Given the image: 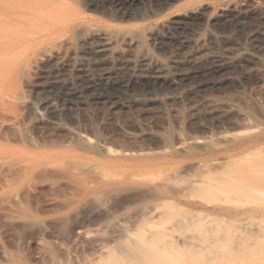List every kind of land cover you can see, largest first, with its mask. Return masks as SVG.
<instances>
[{
    "label": "rangeland",
    "instance_id": "obj_1",
    "mask_svg": "<svg viewBox=\"0 0 264 264\" xmlns=\"http://www.w3.org/2000/svg\"><path fill=\"white\" fill-rule=\"evenodd\" d=\"M73 2L70 3L71 6L81 14V17L83 16L82 18L85 25L102 26L112 30L114 29L117 33L118 31L120 33L123 32L125 39L128 38V33L132 32V30H139L138 32L141 34V40H139L141 42L139 47H137L139 48V52L137 51V48L133 50L136 51V54L138 53L136 57L137 59H135V53L130 51L131 54L129 53L127 58L133 60V63H131L129 59L125 61L127 59L126 58L124 60L125 57L123 59L120 57L115 58L114 54V57L107 52L106 54L108 55H106L104 54V51H102V54L101 51H99L100 54L97 53L98 51H93L94 53L92 51L89 52L90 50L88 51L84 46L82 47L81 40V43L77 41L79 38H87L86 35L83 37H77L78 39L76 38L77 35H70V38L74 39V42L71 41L74 46L70 45L69 48L71 51H69V49V52L67 51L69 56V58L68 56L67 58L69 60L71 59L69 61L71 63L70 68L69 64H67V66L66 64L55 65L54 63L53 65L48 63L46 65H38V67L37 65L34 67L32 65L31 70L33 67L37 71L35 70V73L32 70L33 72L30 73L31 79L29 77L30 80L24 78V80H29V82H23L21 76L20 78L16 77L18 80L21 79V82L16 80L18 85H21V88L19 86V89L4 88L0 90V100H2L0 101V106L6 102L7 105L6 103L3 105H6V107L10 109L9 107L13 105L11 110L2 106V108L6 109V111L0 112V123L5 121L3 123L6 124V126L3 127L4 129L0 128V136H4L3 138L0 137V140L3 141L4 139L5 141L6 138L8 144L4 141L0 142L4 145L2 146L4 149L9 148L2 152H8L10 154L14 153L12 155L18 154L20 157L25 158L32 155H38L40 152L57 153L61 155V159H63L66 164H70L67 170V167L65 170L63 168L61 171H57L58 173L55 172V175L51 174L53 172L51 171L48 173L46 172V175L45 173L38 175L39 178L36 176L37 179L35 178V180L31 182L32 184L30 183V188L22 193L23 197L20 196V203H18L19 201L17 202L18 204L14 202L12 210L15 213H19L25 221L22 220V223L13 229L14 231L12 232L14 234H10L11 236L8 235L5 237L0 233V243L4 246L7 255L11 256L10 259L8 257H4V259L8 258V261L3 259L5 261L4 262L1 259L3 256L0 255V264H143L140 263V261L148 256L150 257L152 253H155L154 255L157 254V256H161L160 252H158L160 253L158 255L157 251L155 250L156 252H154L153 249H157V247L160 248L161 246L165 247L166 241H179L178 244L182 241L187 244L189 239H193L194 236L197 239L194 237V239H190V241H196L197 245L191 246V244V247L188 245L189 248L186 250L187 245L185 244L183 247L184 250L181 248V250H183L182 252L179 250L174 251V257L177 260L176 264H264V196H259V194H255V192L253 193V190H264V185L257 186L255 183L261 184V182L254 181V183L251 182L252 184L248 187L247 185L241 186L242 188L246 187L244 189L239 187L237 191L239 190L238 192L240 193L235 191L233 193H224V195L223 192L220 193L223 190L217 185L220 182L222 183L224 180L225 181L223 183H227L226 185L231 184L237 176L242 175L240 171L242 172L243 170L244 172V168H252L258 164L261 159L262 162L264 161V149L261 151V154L259 152L263 146L259 151H257L259 152L258 154H256V150L254 151L256 155L252 152V154H250L252 156L249 155L250 151H242V148L244 149L251 143L263 145L264 120L260 119L259 122L256 123L258 124L257 126L252 127L251 125L252 128L247 126V129H251L249 131L245 127L243 128L240 126L241 128H239V126L235 124L237 117L234 116L235 113L230 116L227 115L232 113V111L230 112L231 109L228 111L227 108H225V114L227 116L222 113L220 116L215 115V118L214 114L215 112L218 114V111H214L213 109V111L208 110L211 107L207 105L205 107V104L203 106L201 103H191V105L190 102L192 100L190 101L188 99V102L186 98L182 99L184 100V103L182 101L180 103H176L177 105L173 102V104L169 102V104L148 103V101L154 97L158 98L159 95L161 97V94L158 93L160 92L159 90L155 93L154 91L156 89L150 87L147 88L148 85L143 83L136 84L138 87L141 85L140 89L134 84L132 86L130 85V87L124 88L125 91L122 89H119V91L117 89L118 87H114V89H116L113 91L111 82L114 80L107 81L105 84L104 81H101L102 79L99 78V76L103 77L105 70L106 72L116 71L119 76L120 74L123 76L124 74L122 73L124 72L128 75L132 74V68L134 73H136V71L138 73L141 72V70L144 71L143 69L140 70V67L137 64L140 52L147 51L146 53L149 52L150 55H154L160 60L163 59V61L164 59H169V57V61L172 58L176 59L177 56L180 58L184 53H188L189 49L193 50L195 48L193 45H189L193 49L189 48L187 44L189 41L191 42L194 39H199L200 41L205 40V45L210 46L213 41H211L210 35L212 37L214 36L213 38H219L220 40L222 39L223 34L224 36L226 35L225 38H232V36L233 38H237L235 36L240 34L241 36L239 35V37H243L242 41L245 42L246 40V42H248V34L246 35L247 37L243 34L244 32L249 33L248 31H250V29L248 26L250 27L251 23H239L237 22L236 17H238L240 13V15L246 13L251 20L252 18L255 20L256 17L264 13V0H74ZM256 2L260 3L255 4ZM79 3L82 4L80 5ZM84 3L85 5H83ZM186 9H194V15H186ZM213 16L214 18H212ZM233 22H235L236 25H233ZM203 23L204 25H202ZM227 25L229 29L225 28L226 31H224V33L223 30L225 29L223 28ZM164 26L165 28H162ZM178 26H181L183 29ZM239 26L241 27L237 29ZM244 26L247 27L245 28ZM158 27L161 28V30L166 29V31L164 30L163 34L160 30V33L158 34L159 36L156 35L155 37V35L152 34V31L159 29ZM214 27L216 28L214 29ZM73 36L75 37L73 38ZM94 41L96 42L97 39H89L90 43L94 44ZM185 42L186 44H184ZM46 44L48 43H45V46H48ZM213 44L211 45V48L212 46L214 47L215 44ZM115 45L118 46V51L120 46V51H122L124 49L123 47H125L123 40L121 43L117 42ZM123 51L126 52L125 50ZM187 53L185 55H187ZM70 55L71 57L74 55V58H71ZM103 55L105 58L101 59V56ZM105 55L108 59H110L109 61ZM185 55L183 57H186ZM114 58L117 59V61L114 60ZM120 59L124 60L126 64L124 61L121 62ZM134 60L137 61L135 62ZM167 60L165 63L169 62ZM180 60L182 61L181 58L177 61L181 62ZM74 61H77V63H74ZM128 61L130 64H127ZM109 62L111 63L109 64ZM134 62L137 66H135ZM131 64H134L133 66H135V68ZM60 65L66 66L61 67ZM128 65L132 68L128 67ZM129 68L131 71L128 70ZM88 79L90 81L93 80V82H89ZM95 81L96 83L99 81V83L96 84ZM100 83L102 86V83L105 84L103 86L104 88L101 87ZM107 83L110 84L111 87ZM144 84L147 86H144L143 88L142 85ZM259 85L260 88H258ZM259 85L252 86L254 89L251 86H249L250 88L248 86L246 89L243 88L244 90L238 88L241 91L237 89L236 93H234L235 91L233 92L234 89L229 90L232 94L229 93L230 95L228 96L226 92V94H223L225 97L219 94L218 96L223 98L218 100V102L226 98L229 101L225 99L226 102L223 100L224 103L222 101L221 103L224 105L234 104L232 108H235L234 112H236V108L238 110L241 107L239 110L242 111L243 109L242 112L246 110L251 114L254 112V115L255 112L256 114L257 112L258 114H262L264 112V88L261 87V84ZM263 85L264 83L262 86ZM168 92L170 93V90L166 91V93ZM173 92L174 91L171 90L170 94ZM157 94L158 97H156ZM233 94L236 96H233ZM7 95L11 98L6 97ZM238 95H242V97ZM233 97H235V99H233ZM214 98H218L217 95L213 97V101ZM257 99H259V101ZM214 102L218 103L217 101ZM259 102H261L263 106L260 105L261 103ZM241 103L243 104V107L240 105ZM24 104H26L27 107L29 106V109L25 107ZM14 105L18 106L15 107ZM193 105L194 107H197L194 108ZM235 105L239 108L237 106L235 107ZM245 106H247V108ZM23 107L25 108L23 109ZM12 109H14V111ZM207 110L212 111L209 116L206 115L209 114ZM6 112H8V115L5 114ZM211 113L213 115H211ZM2 117L4 120H2ZM222 117L226 119H223ZM21 122L23 123L21 124ZM7 125H10L11 128L7 127ZM242 128L245 130L242 131ZM10 129L15 132L13 133ZM64 130L69 134L66 135L67 137H64L65 135L61 133ZM208 132L213 133V136L210 139H200V137H203L205 133L207 136L210 135ZM222 133H234L235 135L231 137L232 140H229L230 137L222 140L220 137ZM60 138H62V140ZM10 139H12L13 142L12 140L10 141ZM180 139H182L183 142ZM66 140L68 142H66ZM199 140H202V143L199 142ZM28 143H30L31 146ZM197 143L202 148L196 146ZM78 144L80 145L78 146ZM211 145L212 148H209ZM105 148L111 150V153L105 154ZM25 151L26 153H24ZM34 152H38V154H35ZM246 153L249 157H239L243 155L246 156ZM226 158L229 159V161H231L230 158L232 161L236 160L233 163L228 160H226V162L224 161ZM236 161H238V163L234 165ZM72 163L73 165H71ZM226 163L228 164L224 167L223 165ZM217 164L219 165V169L223 168V171H225L223 173H227L226 175L230 174V176H222L223 174H220L218 170H216L217 173H215L214 171L218 166ZM215 165L217 166L215 167ZM224 168H227V171ZM74 170L76 172H74ZM207 170H213L214 173L212 171L211 172L215 175L210 173V176L213 178H210L208 173L205 174ZM67 171L70 173L72 171V173L65 175ZM176 172L180 174L177 175ZM220 172L222 173V171ZM63 173L64 176L61 175L60 177L59 174ZM172 175L173 178L170 179L171 181H168ZM201 175L203 177L205 176V178L202 177L204 181L205 179H208L213 185L217 183L214 187L218 186L217 189L220 188L221 191L219 190V194H217L219 196L216 197L213 194V196L211 195L210 192L213 191L214 193L216 188L211 189L213 187L210 183L207 184V187L211 196L208 195V192L205 194V190V193H203L201 190L202 187H200V189L199 187L196 188L194 182H197ZM206 176L208 177L206 178ZM219 177L222 181L218 180ZM239 178L240 177L237 179ZM261 179L264 180V177ZM221 183L219 185H221ZM33 186H35V188ZM250 186H253V188L251 187L252 192H250ZM221 187L223 188L226 186L225 184H222ZM195 188L198 189L199 192ZM204 188L206 189V186L202 189ZM13 189L3 188L2 191L5 192L0 191V194L2 193L3 195H0L2 197L0 198L2 201H0V226L3 224L2 222L9 219L8 217L12 214L8 209L9 207L4 206L5 204L1 205L4 201L3 198L6 199L8 194L10 196L12 193L14 195L19 191L21 192L22 187L18 186V188ZM150 190L152 192H150ZM187 192L189 195H193H188V197L186 196ZM215 192L217 193V190ZM4 193H7L6 197L4 196ZM180 194L182 195L181 197L179 196ZM195 194L197 195L195 196ZM201 194H205L203 197L208 195L209 198L206 196V202L208 203H204L205 198L204 201H201L203 200ZM226 194L227 198H225ZM231 195H236L234 196V200L239 199L235 202V204H233L232 201L229 203L230 199L233 198ZM197 196H201L202 198L198 197V199ZM166 198L173 199L172 205L175 206H172L168 201L167 203L170 204H163L165 202H162L160 205L161 200L163 201ZM218 198H224L225 200L222 199L221 203L220 200L218 201ZM223 201L225 203H223ZM179 204L183 205L184 208L182 209ZM206 204L208 205L206 206ZM189 206H195L197 210L201 208L209 210L215 209V212L203 211L200 219L192 222L188 219H190V217L196 212V209L194 210V208H190ZM152 211L154 212L151 214ZM160 214L164 215V217ZM185 221H187V224H185ZM0 229L2 230V226ZM219 237L221 240L218 239ZM173 238H176L178 241ZM182 239H186V241H188L186 242ZM208 241L213 244H208ZM209 245L211 246L209 247ZM11 246L15 248L12 249ZM207 248L213 249H210L211 252H209ZM218 251H222V253L220 252V255H216L215 252ZM208 252L216 255L211 254L212 256H215V260L212 259L209 262L206 261ZM146 253L147 255H145ZM168 264H172L171 260Z\"/></svg>",
    "mask_w": 264,
    "mask_h": 264
},
{
    "label": "bare ground",
    "instance_id": "obj_2",
    "mask_svg": "<svg viewBox=\"0 0 264 264\" xmlns=\"http://www.w3.org/2000/svg\"><path fill=\"white\" fill-rule=\"evenodd\" d=\"M74 0H0V90L1 89H4V88H18L19 86H20V88H21V85H18V82L17 81H19V82H21L20 80H18L17 78L19 77L20 78V76L22 77V79H23V82L24 81H26L25 83H27V82H29V80L31 79V77H30V73H32L33 71L36 73V69L35 68H33L35 65H37V67H38V65H42V64H44V65H46V64H48V63H50V64H53L54 65V63H55V65L56 64H69V68L71 67V63L69 62L70 60L68 59L69 58V56H68V53H67V51H68V49H69V51H71V49L69 48L70 47V45H72V43H71V41H73L74 39H71L70 38V35H77L76 36V38L77 37H83V36H85L86 35V37L87 38H77L78 40V42H80V40L82 41V47L84 46L85 47V49L86 50H90L89 52H93V51H98L97 53L98 54H100V52L99 51H101V54L103 53L102 51H104V54H106V52L107 53H109V54H111L112 56H113V54H114V56H115V58H118V57H120V58H124V60L127 58V56H129L128 54L130 53V51L132 52L135 48H137V47H139V44H140V42L141 41H139V40H141V34L137 31V30H135V31H133L132 30V32H130V33H128L129 34V36H128V34H127V36H128V38L127 39H125V36L123 35V32H121L122 33V35H121V33L118 31V33H117V31L115 32L114 31V29L112 30V29H109V28H106V27H102V26H88V25H85L84 24V22H83V16L81 17L80 15V13H78L77 12V10L74 8L73 9V7L71 6V2H73ZM84 1V0H83ZM101 1V0H100ZM160 1V0H159ZM259 1H261V0H259ZM76 2V1H75ZM103 2V1H102ZM111 2V1H110ZM135 2V1H134ZM252 2V1H251ZM74 3V2H73ZM117 3V2H116ZM156 3V2H155ZM244 3V2H243ZM249 3V2H248ZM247 3V4H248ZM260 2H256L255 4H259ZM80 4V3H79ZM82 4V3H81ZM80 4V5H81ZM100 4V3H99ZM103 4H105V3H103ZM123 4V3H122ZM129 4V3H128ZM250 4V3H249ZM248 4V5H249ZM251 4H253V3H251ZM264 4V3H263ZM83 5H85V3L83 4ZM95 5V4H94ZM121 5V4H120ZM246 5V4H245ZM262 5V4H261ZM97 6H98V4H97ZM133 6V5H132ZM232 6V5H231ZM263 6V5H262ZM137 7V6H136ZM153 7V6H152ZM158 7V6H157ZM233 7V6H232ZM86 8V7H85ZM123 8H126V7H123ZM150 8V7H149ZM239 8V7H238ZM244 8V7H243ZM242 8V9H243ZM108 9V8H107ZM128 9V8H127ZM126 9V10H127ZM158 9V8H157ZM163 9H165V8H163ZM251 9V8H250ZM264 9V8H263ZM100 10H102V9H100ZM125 10V9H124ZM187 10V9H186ZM194 10V9H193ZM193 10H187V14L186 15H192L193 14ZM237 10V9H236ZM257 10V9H256ZM115 11V10H114ZM122 11V10H121ZM132 11V10H131ZM199 11V10H198ZM197 11V12H198ZM219 11V10H218ZM250 11V10H249ZM263 11V10H262ZM99 12V11H98ZM102 12V11H101ZM227 12V11H226ZM245 12V11H244ZM130 13V12H129ZM151 13V12H150ZM149 13V14H150ZM195 13V12H194ZM249 13V12H248ZM138 14V13H137ZM148 14V15H149ZM205 14V13H204ZM239 14V13H238ZM238 14H235V15H238ZM241 14V13H240ZM239 14V16L238 17H236V19H237V22H239V23H251L250 24V27L248 26V28L250 29V31H248L249 33H245L244 32V34L243 35H245V37H247L246 35L248 34V37H247V40L249 39V41L248 42H246V38L244 39L245 40V42L244 41H242L243 39V37H239V35L238 36H235V37H237V38H233V36H232V38L231 37H229V38H225L226 37V35L224 36V34H223V37H222V39H220L219 40V38H213L210 34V39H211V41H212V44H213V42H214V47L212 46V48H211V45L210 46H206L205 45V40H199V39H192L193 41H189V42H187V44H188V46L189 45H193L195 48L193 49L191 46H189V48H191V49H193V50H190L189 49V52L187 53L186 51V53H187V55H185L186 53H184L183 55H182V57L185 55L186 57H180L181 59H182V61L181 62H179V61H177V60H179L180 58H178V56H177V60L174 58H172L170 61H169V59H170V57H169V59L167 60V61H169V62H167V63H165V59H164V61H163V59L162 60H160V59H157L156 58V56H154V55H150L149 54V52L148 53H146V52H140L139 53V56H138V66L140 67V70L141 69H143L144 71H142L141 70V72H137L136 70V73H134V70H133V68L130 66V65H128V67H130V68H132V74H130V75H128V74H126L125 72L124 73H122V74H124L123 76H121V74H120V76L118 75V73L116 72V71H113V72H106V70L104 71V75H103V77H100L99 76V78H101L102 80L101 81H104V83L105 82H107V81H112V80H114V81H112L111 82V86H112V90L114 91L117 87V89L119 90V89H122V90H124L125 91V89L124 88H127V87H130V85L132 86V85H136V84H143V83H145V84H147L148 85V87L147 88H154V89H156L154 92L156 93V91L157 90H159L160 92H158L159 94H161V97H160V95H159V97H158V94H157V96L156 97H158V98H153V99H150L149 101H148V99H147V101H148V103L150 102V103H157V104H164V103H174V104H176V103H180V102H182L183 101V103H184V100H182V99H184V98H186L187 99V101L189 102V100L191 101L190 102V104L192 103V104H199V103H201V104H203V106H204V104H205V107H206V105L207 106H210L209 108L210 109H208V107H207V109L208 110H214V111H218L219 113L217 114L216 112H215V114H214V117H215V115L217 116H220V115H222V113L223 114H225L226 113V109L225 108H227V110L229 111V109H231L230 110V112L232 111V113H230V112H227V113H230V114H227V115H231V114H233V113H235L234 114V116L236 117V120H235V124L236 125H238L239 126V128H241L240 126H242L243 128L245 127H251V125H252V127L253 126H257L258 124H256V123H258L259 122V120L260 119H263L264 120V112L261 114V113H259L258 114V112H257V114H256V112H255V115H254V110L253 111H251V112H253V114H251L249 111L247 112L246 110H244V112H242L243 111V109H242V111H240L239 109L241 108H239L237 105H235V107L237 106L239 109L237 110V108H236V112H234L235 110V108L234 109H232L233 108V106H234V104L233 105H224V104H222L221 103V101L223 102V100L225 101V99H223V100H221V101H219L218 102V100H220V99H222L220 96H218L219 94H221V96H224L223 94L225 93L226 94V92H227V95L229 96L230 94H232L231 92H229V90H233V92L234 93H236V90L238 89V88H241V89H243V88H247V86L249 87V86H258L259 84H261V87L262 88H264L263 86H262V84L264 83V13H262L260 16H258V17H256V19L255 20H253V18H252V20L250 19V17L248 16V14H246V13H244V14H242V15H240ZM257 14V13H256ZM260 14V13H259ZM258 14V15H259ZM52 15V16H51ZM115 15V14H114ZM142 15H143V13H142ZM194 15V14H193ZM196 15V14H195ZM219 15V14H218ZM222 15V14H221ZM89 16H91V15H89ZM197 16V15H196ZM206 16V15H205ZM223 16V15H222ZM52 17V18H51ZM55 17V18H54ZM106 17V16H105ZM132 17V16H131ZM131 17H128V18H131ZM183 17V16H182ZM186 17V16H185ZM224 17V16H223ZM232 17H233V15H232ZM253 17V16H252ZM107 18H109V17H107ZM118 18V17H117ZM139 18V17H138ZM212 18H214V16L212 17ZM211 18V19H212ZM181 19V18H180ZM85 20V19H84ZM121 20V19H120ZM125 20V19H124ZM123 20V21H124ZM216 20V19H215ZM86 21V20H85ZM169 21V20H168ZM180 21V20H179ZM191 21V20H190ZM214 21V20H213ZM184 22V21H183ZM196 22H198V21H196ZM230 22H231V20H230ZM229 22V23H230ZM190 23V22H189ZM199 23V22H198ZM198 23H196V24H198ZM215 23V22H214ZM224 23V22H223ZM234 24L233 25H236L235 24V22H233ZM164 24V23H163ZM174 24V23H173ZM193 24V23H192ZM201 24V23H200ZM216 24V23H215ZM231 24V23H230ZM177 25V24H176ZM180 25V24H179ZM199 25V24H198ZM202 25H204V23L202 24ZM229 25V24H228ZM228 25L226 26V27H224L223 29H225V28H228L229 29V27H228ZM232 25V24H231ZM161 26V25H160ZM183 26V25H182ZM230 26V25H229ZM166 27H168V26H166ZM178 27H180L181 28V26H178ZM195 27V26H194ZM234 27V26H233ZM237 27V26H236ZM235 27V28H236ZM241 26H239L237 29H239ZM245 27V26H244ZM247 27V26H246ZM245 27V28H246ZM159 28V27H158ZM162 28H165V26L164 27H162ZM172 28V27H171ZM191 28V27H190ZM199 28V27H198ZM216 27H214V29H215ZM242 28H243V26H242ZM181 29H183V28H181ZM194 29V28H193ZM203 29V28H202ZM227 29V30H228ZM230 29H232V28H230ZM160 30H161V28H159V29H156V30H154V31H152L151 33L153 34V35H155V37H156V35L157 36H159L158 34L160 33ZM165 31H166V29H164ZM163 29L161 30V32L163 33V31H164ZM220 30V29H219ZM222 30V29H221ZM240 30H243V29H240ZM245 30V29H244ZM190 31V30H189ZM224 31H226V29L225 30H223V32ZM236 31V30H235ZM168 32V31H167ZM178 32V31H177ZM193 32V31H192ZM217 32V31H216ZM222 32V33H223ZM228 32V31H227ZM240 32H242V31H240ZM169 33V32H168ZM175 33V32H174ZM181 33V32H180ZM194 33V32H193ZM221 33V34H222ZM225 33V32H224ZM238 33H239V31H238ZM164 34V33H163ZM179 34V33H178ZM184 34V33H183ZM149 35V34H148ZM147 35V36H148ZM197 35V34H196ZM178 36V35H177ZM206 36H208V35H206ZM241 36V35H240ZM75 36H73V38H74ZM168 37V36H167ZM212 37V38H211ZM217 37V36H216ZM239 37V38H238ZM166 38V37H165ZM170 38V37H169ZM208 38V37H207ZM232 40H231V39ZM89 39H97V41L93 44V43H90V42H93V41H90L89 42ZM125 39V40H124ZM149 39V38H148ZM186 39V38H185ZM210 39H209V42H210ZM239 39H241V40H239ZM118 40H123V42H124V44H125V47H126V49H125V47H123L124 49L123 50H125L126 52H124L123 50L122 51H120L121 49H120V47H119V51H118V44L117 45H115L117 42H120L121 43V41H118ZM208 40V39H207ZM143 41V40H142ZM155 41V40H154ZM177 41V40H176ZM179 41H180V39H179ZM216 41H217V43H216ZM74 42V41H73ZM153 42V41H152ZM157 42V41H156ZM45 43H48V44H46V45H48V46H45ZM81 43V42H80ZM149 43H150V41H149ZM165 43H166V41H165ZM169 43V42H168ZM179 43V42H178ZM182 43V42H181ZM208 43V42H207ZM206 43V44H207ZM151 44V43H150ZM160 44H161V42H160ZM172 44V43H171ZM177 44V43H176ZM184 44H186V42L184 43ZM80 45V44H79ZM149 45V44H148ZM157 45V44H156ZM167 45V44H166ZM72 46H74V45H72ZM115 46H117V47H115ZM150 46V45H149ZM182 46V45H181ZM187 46V45H186ZM81 47V48H82ZM140 47H141V45H140ZM74 48V47H73ZM80 48V47H79ZM151 48V47H150ZM164 48V47H163ZM171 48V47H170ZM83 49V48H82ZM138 49V50H137ZM136 50L139 52V48H137ZM142 49V48H141ZM165 49H167V48H165ZM184 49V48H183ZM73 50V49H72ZM77 50V49H76ZM161 50V49H160ZM163 50V49H162ZM169 50V49H168ZM68 51V52H69ZM156 51H157V49H156ZM165 51V50H164ZM84 52H86V51H84ZM134 53L136 52V51H133ZM158 52V51H157ZM160 52V51H159ZM173 52V51H172ZM182 52V51H181ZM66 53H67V55H66ZM94 53V52H93ZM70 54H73V53H70ZM131 54V53H130ZM138 54V53H137ZM137 54L135 53V59H137L136 57H137ZM159 54V53H158ZM161 54V53H160ZM165 54V53H164ZM167 54V53H166ZM169 54V53H168ZM178 54V53H177ZM181 54V53H180ZM66 55V56H65ZM106 55H108V54H106ZM105 55V56H106ZM123 55H125V56H123ZM67 56H68V58H67ZM73 57H71V55H70V57L71 58H74V55H72ZM79 56V55H78ZM110 56V55H109ZM113 56V57H114ZM121 56H123V57H121ZM134 56V55H133ZM154 56V57H153ZM170 56H172V55H170ZM176 56V55H175ZM180 56V55H179ZM87 57H88V55H87ZM95 57V56H94ZM99 57V56H98ZM111 57V56H110ZM166 57H167V55H166ZM105 57H104V55L103 56H101V59H104ZM106 58H107V56H106ZM114 58V60H116L117 61V59H115ZM90 59V58H89ZM92 59V58H91ZM99 59V58H98ZM108 59V58H107ZM122 59H120L121 60V62H123L124 60H122ZM129 58H127L125 61H127ZM73 60V59H72ZM77 60V59H76ZM110 59H108V61H109ZM113 60V59H112ZM130 60V59H129ZM93 61L95 62V60L93 59ZM115 61V62H116ZM124 61V62H125ZM131 61V63H133L132 61L133 60H130ZM135 61V60H134ZM137 61V60H136ZM135 61V62H136ZM163 61V62H162ZM72 62V61H71ZM77 63V61H74V63ZM92 62V61H91ZM102 62V61H101ZM100 62V63H101ZM104 62V61H103ZM134 62V63H135ZM80 63V62H79ZM79 63H78V65H79ZM105 63V62H104ZM111 62H109V64H110ZM118 63V62H117ZM129 63V61L127 62V64ZM169 63V64H168ZM92 64V63H91ZM99 64V63H98ZM102 64V63H101ZM125 64H126V62H125ZM124 64V65H125ZM130 64V63H129ZM33 65V67H32V70H31V66ZM66 65H64V66H61V67H65ZM105 65V64H104ZM108 65V64H107ZM132 66L134 65V64H131ZM58 66V65H57ZM68 66V65H67ZM98 66V65H97ZM118 66V65H117ZM116 66V67H117ZM127 66V65H126ZM135 66H137L136 65V63H135ZM135 66H133L134 68H135ZM87 67V66H86ZM85 67V68H86ZM103 67V66H102ZM101 67V68H102ZM122 67V66H121ZM39 68H40V66H39ZM42 68V67H41ZM78 68V67H77ZM80 68V67H79ZM89 68V67H88ZM87 68V69H88ZM96 68V67H95ZM130 68L128 69L129 71H131L130 70ZM137 68V67H136ZM52 69V68H51ZM55 69V68H54ZM66 69V68H65ZM75 69V68H74ZM102 69H104V68H102ZM125 69H127V68H125ZM36 70V71H35ZM69 70V69H68ZM118 70V69H117ZM139 70V71H140ZM109 71V70H108ZM111 71V70H110ZM119 71V70H118ZM64 72H66V71H64ZM63 72V73H64ZM82 72V71H81ZM106 72V73H105ZM117 74H116V73ZM127 72V71H126ZM34 73V74H35ZM62 73V74H63ZM78 73V72H77ZM129 73V72H128ZM34 74H33V76H34ZM58 74V73H57ZM56 74V75H57ZM82 74V73H81ZM84 74V73H83ZM99 74V73H98ZM101 74V73H100ZM102 74H103V72H102ZM32 75V74H31ZM55 75V74H54ZM54 75H52V76H54ZM64 75V74H63ZM87 75V74H86ZM93 75V74H92ZM127 75V76H126ZM33 76H32V78H33ZM62 76V75H61ZM60 76V77H61ZM73 76V75H72ZM79 76V75H78ZM83 76V75H82ZM17 77V78H16ZM29 77H30V79H29ZM36 77V76H35ZM24 78L25 79H29L28 81L27 80H24ZM63 78V77H62ZM77 78V77H76ZM92 78V77H91ZM90 79V78H89ZM88 79V80H89ZM93 79H95V78H93ZM17 80V81H16ZM60 80V79H59ZM58 80V81H59ZM85 80V79H84ZM63 81H64V79H63ZM100 81V80H99ZM99 81H97L98 83H99ZM17 82V83H16ZM32 82V81H31ZM49 82V81H48ZM89 82H93V80L92 81H90L89 80ZM35 83V82H34ZM37 83V82H36ZM64 83V82H63ZM95 83H96V81H95ZM98 83H96V84H98ZM104 83H102L103 84V86L106 84H104ZM20 84V83H19ZM62 84V83H61ZM94 84V83H93ZM95 84V85H96ZM108 84V83H107ZM142 85L143 86V88H144V86H147V85ZM51 85V84H50ZM57 85V84H56ZM71 85V84H70ZM76 85V84H75ZM80 85V84H79ZM100 85H101V83H100ZM100 85H99V87H100ZM109 86H110V84H108ZM114 85V86H113ZM33 86V85H32ZM81 86V85H80ZM102 85H101V87L102 88H104ZM108 86V87H109ZM110 86V87H111ZM137 86V85H136ZM141 86V85H140ZM138 87L139 89L141 88V87ZM34 87V86H33ZM38 87V86H37ZM54 87V86H53ZM71 87V86H70ZM82 87V86H81ZM114 87H116L115 89H114ZM63 88V87H62ZM96 88V87H95ZM132 88V87H131ZM227 88V89H226ZM236 88V89H235ZM250 88V87H249ZM253 89H254V87H252ZM258 88H260V85H259V87ZM258 88H256V89H258ZM19 89V88H18ZM129 89V88H128ZM146 89V88H145ZM106 90V89H105ZM127 90V89H126ZM134 90H135V88H134ZM148 90V89H147ZM152 90V89H151ZM170 90V93H171V90H173L174 92H176V93H174V95H173V93L172 94H170L169 92L168 93H166V91H169ZM238 90H240V89H238ZM244 90V89H243ZM248 90V89H247ZM20 91V90H19ZM22 91V90H21ZM117 91V90H116ZM115 91V92H116ZM120 91V90H119ZM137 91V90H136ZM153 91V90H152ZM241 91V90H240ZM239 91V92H240ZM109 92V91H108ZM144 92V91H143ZM163 92H165V93H163ZM247 92V91H246ZM117 93V92H116ZM230 93V94H229ZM249 93V92H248ZM19 94V93H18ZM120 94V93H119ZM162 94H164V95H162ZM155 95V94H154ZM217 95V97L218 98H214V101H217L218 103H216V102H214L213 101V97L214 96H216ZM235 94H233V96H234ZM3 96V95H2ZM102 96V95H101ZM104 96V95H103ZM108 96V95H107ZM110 96V95H109ZM113 96H115V95H113ZM236 96V95H235ZM238 96H241L242 97V95H238ZM237 96V97H238ZM4 97V96H3ZM6 97H8V95L6 96ZM5 97V98H6ZM112 97V96H111ZM119 97V96H118ZM146 97V96H145ZM153 97V96H152ZM225 97V96H224ZM231 97V96H230ZM243 97H244V95H243ZM8 98H11V97H8ZM22 98H23V96H22ZM108 98V97H107ZM106 98V99H107ZM239 98V97H238ZM238 98H237V100H238ZM246 98V97H245ZM7 99V98H6ZM105 99V98H104ZM103 99V100H104ZM133 99V98H132ZM189 99V100H188ZM216 99V100H215ZM233 99H235V97H233ZM24 100V99H23ZM146 100V99H145ZM226 100H228V99H226ZM230 100H232V99H230ZM240 100H241V98H240ZM239 100V101H240ZM258 101H259V99H257ZM0 101H2V100H0ZM4 101V100H3ZM5 101H7V100H5ZM134 101V100H133ZM229 101V100H228ZM235 101V100H234ZM247 101V100H246ZM251 101V100H250ZM261 101V100H260ZM18 102V101H17ZM105 102H106V100H105ZM135 102V101H134ZM140 102V101H139ZM186 102V101H185ZM187 102V103H188ZM226 102V101H225ZM236 102H238V101H236ZM243 102V101H242ZM245 102V101H244ZM4 103H6V102H4ZM3 103V104H4ZM8 103L10 104V102L8 101ZM24 103V102H23ZM47 103V102H46ZM116 103H117V101H116ZM122 103V102H121ZM131 103V102H130ZM136 103V102H135ZM168 103V104H169ZM172 103V104H173ZM186 103V104H187ZM221 103V104H220ZM224 103V102H223ZM239 103V102H238ZM246 103V102H245ZM250 103V102H249ZM256 103H257V101H256ZM259 103H261V102H259ZM1 104V103H0ZM1 105L0 106V112H5L6 111V109H8L7 107H6V105H7V103H6V105L4 106V105ZM13 104V103H12ZM32 104H33V102H32ZM147 104V103H146ZM189 104V103H188ZM187 104V105H188ZM191 104V105H192ZM200 104V105H201ZM225 104H227V103H225ZM229 104V103H228ZM253 104V103H252ZM11 105V104H10ZM25 105V107H27V105L26 104H24ZM50 105V104H49ZM151 105V104H150ZM166 105V104H165ZM177 105V104H176ZM240 105H242V107H243V104L241 103ZM245 105V104H244ZM249 105V104H248ZM251 105V104H250ZM255 105V104H254ZM260 105H262V103L260 104ZM2 106H4V107H6V109H3L2 108ZM13 106V105H12ZM12 106H8L10 109H8V110H11V108H13ZM15 106V105H14ZM18 105H16L15 107H17ZM22 106V105H21ZM154 106H155V104H154ZM159 106V105H158ZM161 106V105H160ZM185 106V105H184ZM263 106V105H262ZM25 107H23V109L25 108ZM29 107V106H28ZM27 107V108H28ZM50 107V106H49ZM137 107V106H136ZM142 107V106H141ZM190 107H192V106H190ZM190 107H189V109H190ZM193 107H194V105H193ZM197 106H195L194 108H196ZM246 108H247V106H245ZM249 107V106H248ZM32 108V107H31ZM245 108V109H246ZM250 108V107H249ZM252 108H253V106H252ZM255 108V107H254ZM22 109V110H23ZM29 109V108H28ZM256 109V108H255ZM13 111H14V109H12ZM20 110V109H19ZM19 110H18V112H19ZM50 110V109H49ZM53 110V109H52ZM205 110V109H204ZM207 110V111H208ZM212 110V111H213ZM250 110V109H249ZM27 111H29V110H27ZM207 111H205V112H207ZM212 111H208V113L209 114H206V115H210V112H212ZM10 112V111H9ZM50 112V111H49ZM247 112V113H246ZM16 113H17V111H16ZM15 113V114H16ZM39 113V112H38ZM214 113V112H213ZM6 115H8V112H6L5 113ZM0 115H1V113H0ZM6 115H5V117H6ZM186 115V114H185ZM211 115H213L212 113H211ZM226 115V114H225ZM226 115V116H227ZM202 116H203V113H202ZM4 117V116H3ZM2 117V118H3ZM197 117V116H196ZM1 118V117H0ZM188 118V117H187ZM216 118V117H215ZM223 119H226V118H224V117H222ZM36 119V118H35ZM206 119V118H205ZM209 119V118H208ZM234 119V118H233ZM1 120V119H0ZM2 120H4V118L2 119ZM7 120H9V119H7ZM210 120V119H209ZM218 120V119H217ZM220 120V119H219ZM232 120V119H231ZM230 120V121H231ZM10 121H12V120H10ZM22 121V120H21ZM221 121V120H220ZM232 121H234V120H232ZM2 122V121H1ZM3 122H5V121H3ZM0 123V128H3L4 126H6V124H4V123ZM35 122H37V121H35ZM44 122V121H43ZM15 123V122H14ZM13 123V124H14ZM23 122H21V124H22ZM27 123V122H26ZM42 123V122H41ZM234 123V122H233ZM43 124V123H42ZM254 124V125H253ZM38 125V124H37ZM21 126V125H20ZM39 126V125H38ZM42 126H44V125H42ZM209 126V125H208ZM7 127H9V128H11L10 127V125H7ZM16 127V126H15ZM15 127H12V128H15ZM251 127V128H252ZM263 127V126H262ZM34 128V127H33ZM62 128V127H61ZM242 128V131L243 130H245V129H243ZM256 128V127H255ZM4 129V128H3ZM30 129V128H29ZM70 129V128H69ZM247 129V128H246ZM11 130V129H10ZM67 130V129H66ZM210 130V129H209ZM213 130V129H212ZM227 130V129H226ZM240 130V129H239ZM247 130H249V129H247ZM247 130H246V132H247ZM251 130V129H250ZM249 130V131H250ZM6 131H8V130H6ZM12 131V130H11ZM207 131V130H206ZM13 133L15 132V131H12ZM22 132V131H21ZM58 132V131H57ZM228 132V131H227ZM226 132V133H227ZM233 132V131H232ZM240 132V131H239ZM253 132V131H252ZM260 132V131H259ZM1 133V132H0ZM4 133V132H3ZM9 133V132H8ZM12 133V134H13ZM61 133H63L65 136L64 137H67L66 135H69L68 134V132L67 131H63V132H61ZM207 133V132H206ZM205 133V134H206ZM209 133V132H208ZM235 133V132H234ZM234 133H229V134H225V133H222L221 134V139L222 140H224V139H226V138H228V137H230L229 138V140L231 139V137L233 136V135H235ZM238 133V132H237ZM237 133H236V135H237ZM7 134V133H6ZM5 134V135H6ZM17 134V133H16ZM204 134V136L203 137H200V139H202V140H204L205 138H208V139H210L212 136H213V133H209L210 135H208L207 136V134L205 135ZM217 134V133H216ZM245 134V133H244ZM248 134V133H247ZM14 135V134H13ZM62 135V134H61ZM72 135V134H71ZM142 135H144V134H142ZM150 135V134H149ZM25 136V135H24ZM63 136V135H62ZM145 136V135H144ZM188 136V135H187ZM186 136V137H187ZM199 136H201V135H199ZM198 136V137H199ZM206 136V137H205ZM264 136V135H263ZM0 137H2V136H0ZM4 137V136H3ZM2 137V138H3ZM14 137V136H13ZM19 137V136H18ZM18 137H17V139H18ZM21 137V136H20ZM71 137V136H70ZM63 138V137H62ZM62 138H60L61 140H62ZM69 138V137H68ZM239 138V137H238ZM1 139V138H0ZM13 139V138H12ZM12 139H10V141L12 140ZM26 139V138H25ZM32 139V138H31ZM53 139V138H52ZM65 139V138H64ZM71 139V138H70ZM69 139V140H70ZM234 139H235V137H234ZM7 140H8V137H7ZM74 140V139H73ZM180 140H182V139H180ZM179 140V141H180ZM202 140H199V142H201ZM228 140V139H227ZM228 140V141H229ZM232 140V139H231ZM1 141V140H0ZM3 141H4V139H3ZM3 141H1V142H3ZM24 141V140H23ZM29 141V140H28ZM52 141V140H51ZM72 141V140H71ZM75 141V140H74ZM197 141V140H196ZM1 142H0V191H2L3 190V188H18V186H20V187H22V189H21V192L19 191V192H17V193H15L14 195H13V193H12V195H10L9 196V194H8V196H7V193H4V196L6 197L7 196V198L5 199V198H3L4 199V201H3V203L1 204V205H4V206H7V207H9L8 209H9V211L12 213L11 215H10V217H8L9 219H6V220H8V221H6L5 220V222H2L3 224L1 225L2 226V230H1V235L2 236H5V237H7L8 235H10V234H14L12 231H14L13 229H15L17 226H19L21 223H22V216L21 215H19V213H15L13 210H12V205H14V202L16 203V204H18V203H20V196H22V193L23 192H25L27 189H29L30 188V183L32 182V181H34L35 180V178H36V176H38V175H41L42 173H45V175L48 173V172H51V171H53L51 174H53V175H55V172H57V171H61L63 168H64V170H65V168H66V170L68 169V167H69V165L70 164H66L65 162H64V160L63 159H61V155L60 154H57V153H46V152H44V153H41L40 152V154H38V152L37 153H35V154H38V155H32V156H29V157H20L18 154H16V155H12V154H14V153H12V154H10V153H8V152H2V151H6L7 149H9V148H7V149H4L2 146H4L3 144H1ZM4 142H6V144H8V141H6V138H5V141ZM12 142H13V140H12ZM62 142V141H61ZM60 142V143H61ZM66 142H68L67 140H66ZM78 142V141H77ZM76 142V143H77ZM182 142H183V140H182ZM198 142V141H197ZM209 142V141H208ZM220 142V141H219ZM227 142V141H226ZM26 143H27V141H26ZM73 143V142H72ZM202 143V142H201ZM203 143H205V142H203ZM212 143V142H211ZM29 145H30V143H28ZM38 144V143H37ZM42 144V143H41ZM45 144V143H44ZM49 144V143H48ZM67 144V143H66ZM65 144V145H66ZM81 144V143H80ZM80 144H78V146L80 145ZM186 144V143H185ZM193 144V143H192ZM198 144V143H197ZM196 144V146H199V144L197 145ZM207 144V143H206ZM205 144V145H206ZM33 145H34V143H33ZM194 145V144H193ZM208 145V144H207ZM31 146V145H30ZM46 146V145H45ZM210 146V145H209ZM221 146V145H220ZM263 146V147H262ZM34 147V146H33ZM200 148H202L201 146H199ZM198 147V148H199ZM204 147V146H203ZM206 147V146H205ZM208 147V146H207ZM243 147V146H242ZM241 147V148H242ZM261 147H262V149H261ZM35 148V147H34ZM40 148V147H39ZM68 148V147H67ZM177 148H178V146H177ZM181 148V147H180ZM184 148V147H183ZM183 148H182V150H183ZM199 148V149H200ZM209 148H212V145H211V147H209ZM208 148V149H209ZM37 149V148H36ZM50 149V148H49ZM55 149V148H54ZM185 149V148H184ZM203 149H205V148H203ZM207 149V148H206ZM233 149H234V147H233ZM239 149V148H238ZM261 149V150H260ZM264 149V143H263V145H257V144H253V143H251V144H249V145H247L244 149L242 148V151H250L249 152V155L250 154H252V152H254L255 150V152H256V154H258L259 152H260V154H261V151ZM180 150V149H179ZM181 150V151H182ZM253 150V151H252ZM260 150V151H259ZM10 151H11V149H10ZM9 151V152H10ZM180 151V152H181ZM257 151H259V152H257ZM264 151V150H263ZM185 152V151H184ZM255 152H254V155H256L255 154ZM24 153H26V151L24 152ZM23 153V154H24ZM30 153V152H29ZM104 153L105 154H109V153H111V150H109V149H107V148H105V150H104ZM27 154H28V152H27ZM27 154H26V156H27ZM32 154V153H31ZM264 154V153H263ZM249 155H247V153H246V156L245 155H243V156H239V157H249ZM21 156H23V155H21ZM250 156H252V155H250ZM232 158H236V157H232ZM263 158V157H262ZM236 159H239V158H236ZM235 159V160H236ZM245 159V158H244ZM63 160V161H62ZM226 160H228L229 161V159H224V161H226ZM230 160L231 161H229V162H234V161H232V159L230 158ZM262 160V159H261ZM260 160V162L258 163V164H256L255 166H251L252 168H248L247 167V169L248 170H250V171H248L246 168H244L245 169V171L243 172V170L242 169H240V170H242V172L240 171V173L242 174V175H240V173H239V175L240 176H237L235 179H236V181H235V179L232 181V183L231 184H228V185H226L227 183H223L224 181H222L221 179H220V177H221V175H220V177H219V179L218 180H220V181H222V183H221V185L223 184H225V186L226 187H221V185H219L220 183H216V182H218V181H216L215 183L218 185V186H220V188L223 190V191H221L220 190V188L219 189H217L218 188V186H216V187H214V185H216V184H212L211 183V181L210 180H206L205 179V181L203 180V178H205V176L203 177L202 175H201V177H199L198 178V180H197V182H194L195 183V186H196V188L197 187H199V189H200V187H205L206 186V189L204 188V189H202L201 188V190H202V192L203 193H205V191H206V193L205 194H207V192H208V187H207V184L208 183H210V185L213 187V188H211V189H214V188H216V190H217V193L214 191V193H216V194H214L213 193V191H211L210 193H211V195L213 194L214 196H219V195H217V194H219L218 193V191L220 190L221 192L220 193H222L223 192V195H224V193H229V192H231V193H233V192H235V191H237V189L240 187L241 189H244V188H246V187H244V188H242L241 186H246L247 185V187L250 185V184H252V183H254V181H259V182H261V184L260 183H255V184H257V186L258 185H264V180H262L261 178H263L264 177V161L262 162ZM264 160V159H263ZM211 161V160H210ZM221 161H223V160H221ZM76 162V161H75ZM215 162V161H214ZM227 162V161H226ZM246 162H247V160H246ZM67 163H70V162H67ZM211 163V162H210ZM219 163V162H218ZM223 163V162H222ZM236 163H238V161H236L235 162V164L234 165H236ZM214 164H216V163H214ZM221 164V163H220ZM228 163H226L225 165H223L224 167H226V165H227ZM230 164V163H229ZM245 164V163H244ZM243 164V165H244ZM71 165H73V163L71 164ZM213 165V164H212ZM218 165V164H217ZM217 165H215V167L217 166ZM232 165V164H231ZM242 165V164H241ZM74 166H75V164H74ZM189 166V165H188ZM193 166V165H192ZM233 166V165H232ZM231 166V167H232ZM238 166V165H237ZM240 166V165H239ZM210 167H212V166H210ZM219 167V165L215 168V173H217L216 172V170H218V172L220 173V174H223L222 176H226V177H228V176H230V174L229 175H226L225 173H223V172H225V171H223V168H218ZM228 167V166H227ZM241 167V166H240ZM73 168H76V167H73ZM72 168V169H73ZM229 168V167H228ZM189 169V168H188ZM196 169V168H195ZM222 169V170H221ZM226 171H227V168H224ZM234 169V168H233ZM233 169H231V170H233ZM76 170V169H75ZM74 170V172H76ZM178 170V169H177ZM185 170V169H184ZM210 170V169H209ZM209 170H207L206 172H205V174L206 173H208V175H209V177L210 178H213L212 176H210L211 174L210 173H212L213 172V170H211V171H209ZM230 170V171H231ZM73 171V170H72ZM72 171H71V173H72ZM186 171V170H185ZM209 171V172H208ZM220 171H222V173L220 172ZM47 172V173H46ZM66 172V171H65ZM172 172H174V171H172ZM213 172V173H214ZM58 173V172H57ZM56 173V174H57ZM69 171H67V173H65V175H67V174H71ZM177 173V172H176ZM212 173V174H213ZM50 174V173H49ZM171 174V173H170ZM169 174V175H170ZM178 174H180V173H177V175ZM185 174V173H184ZM204 174V173H203ZM259 174V175H258ZM261 174V175H260ZM60 175V177H61V175H63L64 176V173L63 174H59ZM183 175V174H182ZM213 175H215V174H213ZM263 175V176H262ZM43 176V175H42ZM261 176V177H260ZM41 177V176H40ZM119 177V176H118ZM121 177V176H120ZM203 177V178H202ZM208 176H206V178H207ZM238 177H240L239 179H237ZM260 177V178H259ZM37 178H39V176L37 177ZM36 178V179H37ZM122 178V177H121ZM173 178V175H172V177H170L169 179H168V181L170 180V179H172ZM209 178V179H210ZM216 178V177H215ZM218 178V177H217ZM96 179V178H95ZM124 179H125V177H124ZM160 179H162V178H160ZM166 179V178H165ZM176 179V178H175ZM48 180H50V179H48ZM60 180V179H59ZM174 180V179H173ZM211 180H213V179H211ZM216 180V179H215ZM96 181H97V179H96ZM101 181V180H100ZM162 181V180H161ZM165 181V180H164ZM166 181H167V179H166ZM171 181V180H170ZM207 181H210V182H207ZM94 182H95V180H94ZM104 182V181H103ZM213 182V181H212ZM252 182V183H251ZM42 183V182H41ZM45 183V182H44ZM97 183V182H96ZM96 183H93V184H96ZM161 183V182H160ZM163 183V182H162ZM168 183V182H167ZM214 183V182H213ZM32 184V183H31ZM37 184V183H36ZM118 184V183H117ZM158 184V183H157ZM255 184H254V186H255ZM45 185V184H44ZM43 185V186H44ZM154 185V184H153ZM163 185V184H162ZM170 185V184H169ZM210 185H208V186H210ZM161 186V185H160ZM194 186V185H193ZM194 186V187H195ZM227 186H228V188H227ZM34 188H35V186H33ZM47 187V186H46ZM111 187V186H110ZM120 187V186H119ZM151 187V186H150ZM253 188V186H250L249 188ZM109 188V187H108ZM113 188V187H112ZM191 188V187H190ZM195 188V189H196ZM252 188H251V190H250V192H252ZM261 188V187H260ZM264 188V187H263ZM31 189H33V188H31ZM38 189V188H37ZM115 189V188H114ZM119 189V188H118ZM128 189V188H127ZM193 189V188H192ZM226 191H225V190ZM229 189V190H228ZM11 190V189H10ZM13 190H16V189H13ZM151 190H153V189H151ZM150 190V192H152ZM196 190H198V189H196ZM205 190V191H204ZM228 190V191H227ZM183 191H186V190H183ZM193 191V190H192ZM210 191V190H209ZM239 191V190H238ZM237 191V192H238ZM246 191H248V190H246ZM2 192H5V191H2ZM12 192V191H11ZM153 192H155V191H153ZM198 192H199V190H198ZM255 192V194L256 193H258L259 194V196L261 195V196H264V190L262 189V190H257V191H254L253 190V193ZM9 193H10V191H9ZM172 193H173V191H172ZM194 193H195V190H194ZM201 193V192H200ZM210 193L208 192V195H210ZM238 193H240V192H238ZM247 193V192H246ZM185 194V193H184ZM184 194H183V196H184ZM199 194V193H198ZM205 194H201L202 195V197H203V195H205ZM243 194V193H242ZM257 194V195H258ZM0 195H2V193L0 194ZM151 195H154V194H151ZM189 194H188V192H187V195L186 196H188ZM190 195H193V194H190ZM189 195V196H190ZM197 194H195V196H196ZM200 195V194H199ZM208 195H206L207 197H208ZM210 195V196H211ZM212 195V196H213ZM3 196V195H2ZM155 196H156V194H155ZM180 197L182 196L181 194L179 195ZM188 196V197H189ZM206 196L205 197H203V200H201V201H204V198H205V202L204 203H208V202H206ZM222 196V195H221ZM227 196V194L225 195V198H227L226 197ZM233 195H231V197H232ZM234 196H236V195H234ZM234 196H233V198H229L230 199V201H229V203H231V201H232V203L233 204H235V202L236 201H238L239 199H237L236 197V199L237 200H234ZM242 196V195H241ZM23 197V196H22ZM21 197V198H22ZM200 198L201 196H197V198ZM201 197V198H202ZM223 197V196H222ZM229 197V196H228ZM0 198H2L1 196H0ZM184 198V197H183ZM192 198V197H191ZM198 198V199H199ZM209 198V197H208ZM211 198V197H210ZM212 198H214V197H212ZM193 199V198H192ZM223 200H225L224 198H222ZM222 199H219L218 198V201L220 200V202L222 203ZM228 200V199H227ZM234 200V201H233ZM0 201H1V199H0ZM19 201V202H18ZM167 201L168 202H170L171 203V205L173 204L172 202H173V199H169V198H166V199H164L163 201L161 200V203H160V205L162 204V202H165V203H163V204H170V203H167ZM215 201H217V200H215ZM2 202V201H1ZM18 202V203H17ZM210 202V201H209ZM47 203V202H46ZM223 203H225L224 201H223ZM227 203H228V201H227ZM105 205V204H104ZM160 205H158V206H160ZM208 204H206V206H207ZM157 206V207H158ZM172 206H175V205H172ZM179 206L183 209L184 208V206L183 205H181V204H179ZM203 206V205H202ZM201 206V207H202ZM205 206V207H206ZM156 207V208H157ZM160 207H162V206H160ZM160 207H158V208H160ZM178 207V206H177ZM190 208L192 207V208H194V210L196 209L195 208V206H189ZM210 207V206H209ZM16 208V207H15ZM180 208V209H181ZM204 208V207H203ZM11 209V210H10ZM6 210V209H5ZM160 210V209H159ZM215 210V209H214ZM214 210H209V209H199V210H195L196 212L190 217V219H188L189 221H194V220H199L200 219V217H201V213L203 212V211H211V212H215ZM4 211V210H3ZM7 211V210H6ZM22 211V210H21ZM20 211V212H21ZM156 211V210H155ZM154 211H152L151 212V214L153 213ZM1 214V213H0ZM21 214V213H20ZM165 214V213H164ZM192 214V213H191ZM222 214V213H221ZM232 214V213H231ZM160 215H162V214H160ZM9 216V215H8ZM24 216V215H23ZM190 216V215H189ZM162 217H164V215H162ZM24 218H25V216H24ZM187 218H189V217H187ZM186 218V219H187ZM4 219V218H3ZM23 221H25V220H23ZM186 222V223H185ZM184 223L185 224H187V221H185ZM179 223V222H178ZM177 223V224H178ZM176 225V224H175ZM179 225V224H178ZM0 226V227H1ZM172 227V226H171ZM254 227V226H253ZM245 229V228H244ZM254 229H255V227H254ZM258 230V229H257ZM12 232V233H11ZM11 236V235H10ZM187 236V235H186ZM189 236V235H188ZM177 237V236H176ZM190 237H192V236H190ZM195 237V236H194ZM194 237H193V239H194ZM41 238V237H40ZM180 238V237H179ZM184 238V237H183ZM188 238V237H187ZM186 238V239H187ZM196 238V237H195ZM2 239H4V238H2ZM9 239H10V237H9ZM173 239H175V240H177L176 238H173ZM186 239H182V240H185L186 241ZM189 239V238H188ZM190 239H192V238H190ZM190 239H189V241H188V243L186 244L185 242H182V241H180V244H182V243H184V244H182V245H180V244H178V242H175L174 240L173 241H171L170 239V241L169 242H167L166 241V243H165V247H160V248H158L157 247V249L158 250H160V251H158L157 249H153V251L154 252H156L157 251V253L158 252H160L161 253V256H157V254L156 255H154L155 253H152V255H150V257L148 256L147 258H145V259H143V260H139L140 261V263H143V264H168L169 263V261L171 260V262H172V264H176V262H177V260L175 259V253H174V251H176V250H179L180 252H182L183 250H184V245L186 244L187 245V247H186V250H187V248H189V247H191V246H195V245H197V242L195 241V242H192V240L190 241ZM197 239V238H196ZM195 239V240H196ZM199 239V238H198ZM209 239V238H208ZM210 239H212V238H210ZM218 239H220V237L218 238ZM215 240V239H214ZM221 240V239H220ZM220 240H218V241H220ZM186 241V242H187ZM197 241H199V240H197ZM1 242V241H0ZM192 242V243H191ZM209 242V241H208ZM213 242V241H212ZM190 243V244H189ZM14 244V243H13ZM192 244V245H191ZM208 244H211L210 242L208 243ZM213 244V243H212ZM211 244V245H212ZM4 245H5V243H4ZM12 245V244H11ZM188 245H189V247H188ZM191 245V246H190ZM211 245H209V247L211 246ZM7 246V245H6ZM13 246H15V245H13ZM13 246H11L12 247V249L13 248H15V247H13ZM180 248V249H179ZM181 248H183V250H181ZM172 249V250H171ZM208 249V251L209 252H211L210 251V249L212 250L213 248H207ZM156 250V251H155ZM153 251H151V252H153ZM172 251V252H171ZM150 252V251H149ZM208 252V255L206 256L207 258H206V261L207 262H209L210 260H215V256L217 255V254H221L222 253V251H218V252H215L216 253V255L215 254H212V253H209ZM148 253V252H147ZM147 253L145 254V255H147ZM160 253H158V255L160 254ZM149 254V253H148ZM163 254V255H162ZM174 254V255H173ZM215 255V256H212V255ZM0 255L1 256H3V258H1L2 260L4 259V257H8L9 259L11 258V256L10 255H7V253H6V251H5V249H4V246L0 243ZM0 256V257H1ZM222 256V255H221ZM7 258V259H8ZM171 258V259H170ZM6 258L4 259V260H7ZM170 259V260H169ZM3 260V261H4ZM12 260V259H11ZM145 260V261H144ZM8 261V260H7ZM5 262V261H4Z\"/></svg>",
    "mask_w": 264,
    "mask_h": 264
}]
</instances>
